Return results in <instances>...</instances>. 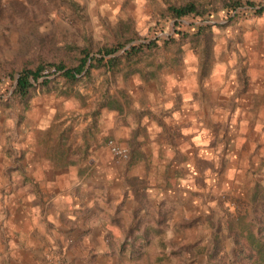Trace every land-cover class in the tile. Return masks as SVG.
<instances>
[{
	"label": "rangeland",
	"instance_id": "obj_1",
	"mask_svg": "<svg viewBox=\"0 0 264 264\" xmlns=\"http://www.w3.org/2000/svg\"><path fill=\"white\" fill-rule=\"evenodd\" d=\"M0 264H264V0H0Z\"/></svg>",
	"mask_w": 264,
	"mask_h": 264
},
{
	"label": "trees",
	"instance_id": "obj_2",
	"mask_svg": "<svg viewBox=\"0 0 264 264\" xmlns=\"http://www.w3.org/2000/svg\"><path fill=\"white\" fill-rule=\"evenodd\" d=\"M238 7H240L238 2L234 3V5L231 6V8L233 9H237ZM169 11L172 13V15L176 19H181L183 17L189 16L192 14H196V15L199 14L197 7L193 3H189L187 5H183L180 7L170 6ZM261 12L262 11H260V13ZM117 50H118L117 47L105 49L103 51V54L111 55V54H114ZM134 52H137V50H134ZM87 61L88 59L86 58L82 59L80 65L74 69L66 70L65 67L62 65L56 66V68L57 70L64 71L63 74L65 78H67L68 80L76 81L79 75L83 73H88L89 69L87 67ZM115 63H116L115 60H113L112 64H115ZM44 68H45L44 65H39L36 71L26 73L20 77V79L18 80V84H17V92L21 97L26 98L29 95L30 90L33 88V85L30 79L33 78L35 81H38L41 78L42 72L45 70Z\"/></svg>",
	"mask_w": 264,
	"mask_h": 264
},
{
	"label": "built area",
	"instance_id": "obj_3",
	"mask_svg": "<svg viewBox=\"0 0 264 264\" xmlns=\"http://www.w3.org/2000/svg\"><path fill=\"white\" fill-rule=\"evenodd\" d=\"M108 146L111 150V153L118 159V160H128L130 157L129 150L121 145H119L114 140H110Z\"/></svg>",
	"mask_w": 264,
	"mask_h": 264
}]
</instances>
